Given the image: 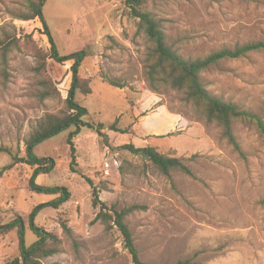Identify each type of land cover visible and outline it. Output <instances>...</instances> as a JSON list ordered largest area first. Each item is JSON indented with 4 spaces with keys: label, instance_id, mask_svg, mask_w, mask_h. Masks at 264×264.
I'll return each instance as SVG.
<instances>
[{
    "label": "rangeland",
    "instance_id": "rangeland-1",
    "mask_svg": "<svg viewBox=\"0 0 264 264\" xmlns=\"http://www.w3.org/2000/svg\"><path fill=\"white\" fill-rule=\"evenodd\" d=\"M28 1L0 0V40L11 43L6 65L0 58V147L24 155V141L46 114L64 109L71 62L49 58L50 44L37 19L23 21ZM162 21L166 42L185 59L202 58L222 48L264 43V0H149L143 6ZM42 13L59 55L88 51L79 76L90 94L75 93L88 111L86 121L116 122L128 135L105 131L108 146L89 128L76 142L77 173L69 170L66 138L70 128L34 149L51 157L54 168L36 183L63 186L70 199L57 210L43 208L35 224L55 234L58 252L42 264H132L116 228L93 223L92 186L100 200L120 211L138 206L125 218L139 258L148 264H264V137L254 121L233 122L236 150L217 123H206L183 95L147 83L146 60L152 48L124 0H46ZM38 55L59 98H39L34 72ZM206 89L264 122V52L224 59L200 75ZM118 87H116V86ZM132 143L182 159L193 177L179 171L161 175L146 160L116 148ZM0 152V225L16 216L25 224L32 208L54 198L32 192L31 168ZM65 223L68 231L61 224ZM18 255L16 231L0 236V264Z\"/></svg>",
    "mask_w": 264,
    "mask_h": 264
},
{
    "label": "trees",
    "instance_id": "trees-1",
    "mask_svg": "<svg viewBox=\"0 0 264 264\" xmlns=\"http://www.w3.org/2000/svg\"><path fill=\"white\" fill-rule=\"evenodd\" d=\"M45 1H28V11L26 14L21 15L20 19L23 21L37 19L41 23L43 34L47 37L51 46L49 55L51 60L57 64L71 62L69 69L71 80L66 98L63 100L64 109L56 114H46L37 122L24 141L23 156L12 155L10 150L3 147H0V152L7 153L11 157V162L4 166L3 170L12 169L18 164L30 167L31 175L27 183L28 189L35 193L54 196V198L46 203L34 206L28 214V229L36 237L32 244L28 246L25 244V224L22 217L16 216L11 221L0 225V236L16 231L18 243V255L3 264H42L43 260L58 252L59 238L55 234L37 226L34 220L43 208L57 210L70 199V192L63 186H43L35 182L39 175L48 174L54 168L53 159L51 157L36 156L35 147L44 140L73 128L67 135L66 144L69 150V170L72 173H77L76 142L73 138L80 133L82 128L94 130L106 146H108L109 137L105 131L109 130L121 135H128L131 132L130 129L121 130L117 128V121L107 127L101 123L93 125L86 121L85 118L88 117V111L85 107L79 105L74 97L77 91L82 95L90 94L88 81L79 76L80 67L89 53L86 49H81L68 55L58 54L42 13ZM147 1L149 0H124V5L129 8L131 15L138 19L139 29L143 30L148 40L152 43L145 65L149 88L155 93H159L162 88L180 92L183 95V100L186 103H190L206 123H217L222 128L223 137L236 150H239V146L233 132V122L235 120L248 119L254 121L259 132L264 137V122L259 117L249 112L241 111L235 105L223 102L220 98L215 97L200 80L201 73L224 59H237L254 51L264 52V43L256 42L235 45L232 49L222 48L202 58L185 59L176 49L167 44L163 22L156 21L148 12L143 10V6ZM10 46L11 43L6 40H0V58L4 66L7 63L6 58L11 48ZM33 70L38 78L40 87L39 98L41 100L59 98L60 94L57 91L56 84L47 73L45 56H37ZM116 150L127 151L148 161L166 178H169L172 171H179L189 177H193L191 170L184 164L182 159L166 157L152 147L137 148L132 143H125L118 146ZM87 181L92 186L91 205L97 209L92 222H100L106 231L113 227L116 228L122 239V247L131 258V263L148 264L140 260L132 232L125 222L126 216L140 207L132 206L120 211L115 210L113 207H108L100 200L99 190L92 185L89 179ZM61 226L64 231H68L65 223H62Z\"/></svg>",
    "mask_w": 264,
    "mask_h": 264
}]
</instances>
